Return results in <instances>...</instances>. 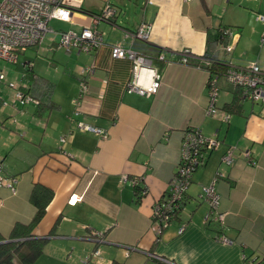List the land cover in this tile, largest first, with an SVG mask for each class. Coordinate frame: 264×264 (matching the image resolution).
<instances>
[{
	"label": "crops",
	"instance_id": "obj_1",
	"mask_svg": "<svg viewBox=\"0 0 264 264\" xmlns=\"http://www.w3.org/2000/svg\"><path fill=\"white\" fill-rule=\"evenodd\" d=\"M77 1L66 30L48 23L53 36L46 40L45 34L41 50L61 49L60 33L88 26L91 15L106 4L115 7L116 15L111 23L97 24L103 45L91 52L62 48L55 66L54 54L48 68L35 72L52 84L50 98L58 108L44 117L34 113L35 105L0 103V172L17 178L16 193L0 187V239L15 242L25 233L21 226L19 237H9L15 224L26 226L34 217L30 194L38 184L52 190L43 217L30 232L46 239L40 256L67 252L77 260L99 249V258L90 257L86 264H264V104L243 98L240 113L228 114L222 107L235 87L218 76V111L207 115L209 70L202 57L211 51L226 66L255 63L264 70V22L257 18L264 13V0ZM141 23L151 26L148 39L124 36ZM218 29L227 32L226 44L233 45L224 50L230 52L226 58L222 45L209 51L208 39ZM116 43L152 59L161 76L155 94L126 91L132 60L112 57ZM185 48L192 52L188 64L179 62ZM89 66L90 73L81 72ZM82 81L87 91L74 111ZM78 122L99 127L106 136L80 130ZM188 127L219 145L206 152L179 211L156 236L153 205L165 196L175 174ZM231 147L234 160L227 165L222 157ZM244 150H250L255 166L246 161ZM122 173L142 178L139 187H145L146 195L139 201L134 187L119 183ZM217 173L222 230L208 219L209 205L201 197L202 187ZM100 233L104 239L98 243ZM222 235L230 242L218 240Z\"/></svg>",
	"mask_w": 264,
	"mask_h": 264
},
{
	"label": "built area",
	"instance_id": "obj_2",
	"mask_svg": "<svg viewBox=\"0 0 264 264\" xmlns=\"http://www.w3.org/2000/svg\"><path fill=\"white\" fill-rule=\"evenodd\" d=\"M77 0H0V58L9 59L15 62L18 55L15 53L18 49H25L30 45L40 44L44 35L51 31L48 23L53 18L69 21L75 8H77ZM114 8L110 4H106L100 13L91 15L90 24L83 27L80 31L75 32L68 30L60 33V41L58 45L66 51L76 49L77 51L91 52L101 45H103V37L97 28V24L102 21L110 22L114 17ZM257 18L264 22V13L258 14ZM151 26L146 23H141L139 27L130 31L124 32V36L128 39H143L149 37ZM232 44L226 45V49L230 51ZM113 58H129L132 60L131 77L126 84V91L136 92L140 95L150 96L155 94L160 87V73L156 68L152 67V59L137 53L131 48H124L121 44L111 46ZM192 52L190 49H183L179 55V62L188 64L189 57ZM158 59L164 60L161 54ZM206 63V60H205ZM92 67H84L81 69L82 73H90ZM225 80L231 83L234 87L241 88L244 92V97L251 103L264 104V70L258 67L255 63L245 68H236L227 66L226 72L222 75ZM217 74H213L208 80V94L209 105L206 109V114L214 116L217 114V107L215 104L218 86ZM81 90L77 98L73 99L75 106H79L83 92L87 91L84 81L81 82ZM18 103H26L32 99L29 96H24L22 91L18 89L15 94ZM77 111V108L76 110ZM228 115H223V119L227 120ZM80 130H88L96 132L103 137L106 136L104 131L99 127H94L84 122H78ZM64 140V138H62ZM219 142L210 136H204L199 129L193 128L185 130L181 141V148L179 152V162L176 166V172L171 178L165 196L158 202L154 203L151 219L152 230L156 236L161 234V231L166 227L177 214L184 199L185 192L191 183V175L203 163L207 151L216 149ZM243 155L246 161L255 166V161L252 158L250 150H244ZM222 160L227 165H230L234 160L233 147L229 148L223 155ZM208 184L202 187L201 197L209 205L208 219L215 221L218 228L222 230L224 227L225 215L219 211L220 196L215 191V184L217 176ZM142 178L139 176L129 177L122 173L119 178V183H127L134 186L141 183ZM17 178L6 177L0 172V187H6L11 192L16 193ZM142 195H146V189L141 191ZM69 200L70 202L75 201ZM95 240L102 241L101 233L95 236ZM218 240L222 242H230L224 235L220 236ZM127 249H131L127 246ZM100 250L95 249L89 256H85L88 261L90 257L99 258ZM163 259V258H162ZM161 259V260H162ZM251 264V263H248Z\"/></svg>",
	"mask_w": 264,
	"mask_h": 264
},
{
	"label": "trees",
	"instance_id": "obj_3",
	"mask_svg": "<svg viewBox=\"0 0 264 264\" xmlns=\"http://www.w3.org/2000/svg\"><path fill=\"white\" fill-rule=\"evenodd\" d=\"M115 9V7H113ZM116 15V9L114 10ZM114 18V17H113ZM113 20H110V23ZM225 37H228L227 32L225 30L218 29V32L214 35L212 41L208 39V47L209 51L214 49L215 47L222 45L226 46ZM206 52L202 57L206 60L205 67L209 70L208 74L211 77L213 74H217L218 76H222L226 70L227 66L224 63H221L215 55L212 56ZM23 70V77L27 79V85L22 86L19 90L22 91L23 97L29 96L32 100L26 103H19L22 106L26 105H35V114L40 116H46L49 114L51 110L57 109L58 104L51 100L50 95L52 93V84L44 77H40L35 74L34 65L32 61L23 62L21 64ZM234 95L230 101L224 104L222 109L229 113H240L241 109V100L244 97V92L241 88L235 87L233 91ZM74 101V100H73ZM0 103L6 106L4 100L0 99ZM74 109L76 110L75 103ZM74 110V111H75ZM195 128V127H193ZM192 127L185 128V130H191ZM198 129V128H196ZM176 172V171H175ZM174 176V175H173ZM140 184L134 185V194L137 196V200L139 201L144 195L141 194V191L145 189V187H139ZM32 191L30 194V200H32L35 206V215L34 217L27 222L26 226L15 224L14 229L10 234V238L19 237L17 235V229L19 227H24L27 230L21 236L19 240L8 241L0 243V264H32L35 262L37 258L40 257V254L43 252V246L46 243L45 238H34L30 235L31 229L37 225L38 221L43 217L45 213V207L50 201L52 196V190L46 187L40 186L38 184L32 186ZM98 235V234H97ZM96 235V236H97ZM102 238L103 233H101ZM104 239V238H103ZM2 241V239H0ZM99 243V241L96 240ZM127 247V246H126ZM248 263H251L250 261ZM110 264H124L119 261L113 260ZM252 264V263H251Z\"/></svg>",
	"mask_w": 264,
	"mask_h": 264
},
{
	"label": "rangeland",
	"instance_id": "obj_4",
	"mask_svg": "<svg viewBox=\"0 0 264 264\" xmlns=\"http://www.w3.org/2000/svg\"><path fill=\"white\" fill-rule=\"evenodd\" d=\"M67 22L68 21L63 22V21H60L56 18H53L52 20L49 21V26H51L53 28L55 27L56 29L66 30V28H67L66 23ZM52 36H53V33L47 32L46 36H45L46 40ZM43 38H42V42L40 44L30 45V47H27L25 49H18L15 52L18 55V58L15 62H13L9 59L0 58V91H1V89L6 91L4 93V95L0 94L2 96V97L0 96V98L5 101L6 106H8V105L13 106L12 104L18 103L16 98H15V94L18 91L20 85L24 84V82L26 80V79L25 80L23 79V70H22V66H21V64L23 62L33 61L35 63L34 64L35 65L34 71L37 73H40L45 68L49 67V63L51 62L52 55L55 54V58L52 61L53 66H55L56 63L58 62V58H60V54L63 53V51L61 50L62 48L56 49L54 52H45L43 49L41 50L42 44H45V42L43 43ZM224 50L226 51L225 46L220 51V53L222 54V58H223L225 53L226 54L230 53V52H225ZM224 57L226 58V56H224ZM221 81H223V83H224L227 80L224 81L223 79H221ZM1 106L6 107L2 104H1ZM49 255L52 258H49L46 255H42V256H40V258H37L35 260V262H33L32 264H86L87 262H89V260L87 261L86 258H83L84 260L78 259V258H77V260L70 258L71 256H73V253L67 254V252H65V253L54 252V253L49 254ZM91 258H94V257L92 256ZM91 261H93V260H91Z\"/></svg>",
	"mask_w": 264,
	"mask_h": 264
},
{
	"label": "water",
	"instance_id": "obj_5",
	"mask_svg": "<svg viewBox=\"0 0 264 264\" xmlns=\"http://www.w3.org/2000/svg\"><path fill=\"white\" fill-rule=\"evenodd\" d=\"M8 240H2V242H7ZM2 242H0V243H2Z\"/></svg>",
	"mask_w": 264,
	"mask_h": 264
},
{
	"label": "bare ground",
	"instance_id": "obj_6",
	"mask_svg": "<svg viewBox=\"0 0 264 264\" xmlns=\"http://www.w3.org/2000/svg\"><path fill=\"white\" fill-rule=\"evenodd\" d=\"M118 58V57H117ZM132 187H134V186H132ZM167 191V190H166Z\"/></svg>",
	"mask_w": 264,
	"mask_h": 264
},
{
	"label": "clouds",
	"instance_id": "obj_7",
	"mask_svg": "<svg viewBox=\"0 0 264 264\" xmlns=\"http://www.w3.org/2000/svg\"><path fill=\"white\" fill-rule=\"evenodd\" d=\"M226 47V46H225Z\"/></svg>",
	"mask_w": 264,
	"mask_h": 264
}]
</instances>
